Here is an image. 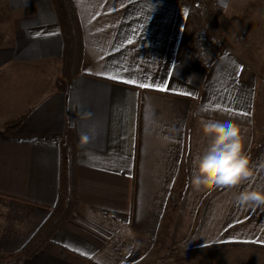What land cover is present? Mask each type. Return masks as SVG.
Masks as SVG:
<instances>
[{
	"label": "crops",
	"instance_id": "obj_1",
	"mask_svg": "<svg viewBox=\"0 0 264 264\" xmlns=\"http://www.w3.org/2000/svg\"><path fill=\"white\" fill-rule=\"evenodd\" d=\"M191 1L73 0L83 73L66 89L52 1L0 0V131L28 113L18 130L0 137V256L19 252L57 203L70 128L75 211L46 252L18 264H143L150 253L127 254L135 242L106 223L158 229L174 196L172 245L231 243L229 255L216 256L220 264H264V251L245 245L264 246V206L235 199L245 188H264V44L247 38L242 49L246 25L233 0L216 3L218 54L202 69L189 58ZM207 120L234 124L250 158L253 176L234 189L191 184L192 160L209 143Z\"/></svg>",
	"mask_w": 264,
	"mask_h": 264
},
{
	"label": "trees",
	"instance_id": "obj_2",
	"mask_svg": "<svg viewBox=\"0 0 264 264\" xmlns=\"http://www.w3.org/2000/svg\"><path fill=\"white\" fill-rule=\"evenodd\" d=\"M55 8L62 35L63 54L61 60V74L63 86L68 89L74 80L83 73V35L80 27L76 8L73 0H51ZM192 28L196 30L199 25L210 27V14L205 9L192 8L190 12ZM28 113L20 118L6 124L0 137L14 133L27 119ZM76 141L74 131L68 128L64 135L62 144V163L60 166L59 194L55 206L51 209L50 215L38 228L31 239L17 253L9 256H0V264H18L22 258L46 252L52 243L53 237L72 217L77 202L76 185ZM251 248L264 249L263 245L245 244Z\"/></svg>",
	"mask_w": 264,
	"mask_h": 264
},
{
	"label": "rangeland",
	"instance_id": "obj_3",
	"mask_svg": "<svg viewBox=\"0 0 264 264\" xmlns=\"http://www.w3.org/2000/svg\"><path fill=\"white\" fill-rule=\"evenodd\" d=\"M224 1L228 0L191 1V9L194 7L198 9H205L210 14V27L207 29L211 34L214 35V37H216V22H214V18L211 19L212 14H214V5L216 3H224ZM233 3L237 10L236 18H239L237 19V21H240L241 23H244L246 25V27L244 28L246 35L244 38H242V41L245 44L241 43L242 49H246L247 38L249 43L253 44L254 46H256V43H254V41H258V43L260 42L264 44V34L263 39L261 36L257 35L258 30L262 33L264 32V0H233ZM220 16L221 13L216 16L217 19ZM260 56L261 55L255 54L252 57L257 59L260 58ZM171 201H174L172 209L169 210L168 208V210L163 214L160 228L158 229H152V224L148 223L142 224L141 227L139 226L138 228H130L125 231H120L118 221L114 222L112 218L111 221L107 222L106 220V224L118 229L121 237L125 232V236L128 237V241L130 239L135 242V244L129 243V245H127V254L133 253V250H138L139 248H143L144 250H147L148 253H150L143 264H156L155 261L151 263V261L154 260L155 256L159 257V264H220L221 260L219 259L218 261H216V256L221 252L226 256L229 255L231 249H233L234 244L230 243L223 246H214L213 244L196 245L190 244L185 240V244L172 245L173 243L170 240L169 235L173 230L174 224H176L175 218H177L178 213L175 208L179 201L176 196L172 197ZM146 218H149V215H147ZM191 232V229H188L187 232L185 231V233H187L188 235H191ZM195 232L198 231H194V233ZM180 236H182V233H180ZM255 250L264 251V249L261 248H255ZM166 255L171 256H169V258H166Z\"/></svg>",
	"mask_w": 264,
	"mask_h": 264
},
{
	"label": "clouds",
	"instance_id": "obj_4",
	"mask_svg": "<svg viewBox=\"0 0 264 264\" xmlns=\"http://www.w3.org/2000/svg\"><path fill=\"white\" fill-rule=\"evenodd\" d=\"M201 123L209 143L192 160L191 184L197 190H221L234 189L247 182L254 173L236 126L231 122L215 120ZM235 199L241 207L264 206V188H245Z\"/></svg>",
	"mask_w": 264,
	"mask_h": 264
},
{
	"label": "built area",
	"instance_id": "obj_5",
	"mask_svg": "<svg viewBox=\"0 0 264 264\" xmlns=\"http://www.w3.org/2000/svg\"><path fill=\"white\" fill-rule=\"evenodd\" d=\"M207 28L202 24L197 27L189 51V58L202 69H208L218 54L219 41Z\"/></svg>",
	"mask_w": 264,
	"mask_h": 264
},
{
	"label": "snow or ice",
	"instance_id": "obj_6",
	"mask_svg": "<svg viewBox=\"0 0 264 264\" xmlns=\"http://www.w3.org/2000/svg\"><path fill=\"white\" fill-rule=\"evenodd\" d=\"M130 83H134L133 81H128ZM140 87H150L151 85L141 84ZM158 90L160 91H167L168 89L166 87H160Z\"/></svg>",
	"mask_w": 264,
	"mask_h": 264
}]
</instances>
